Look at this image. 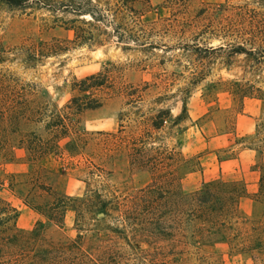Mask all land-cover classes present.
Returning a JSON list of instances; mask_svg holds the SVG:
<instances>
[{
  "label": "rangeland",
  "instance_id": "rangeland-1",
  "mask_svg": "<svg viewBox=\"0 0 264 264\" xmlns=\"http://www.w3.org/2000/svg\"><path fill=\"white\" fill-rule=\"evenodd\" d=\"M135 7L139 14L101 28L100 44L78 46L71 14L0 4V70L19 79L26 99L45 116L75 97L101 103L71 121L73 154L46 157L45 171L33 174L23 150L16 160L0 156V199L29 233L44 220V205L70 197L74 209L45 238L68 242L80 233L81 251L103 264H264V194L254 193L264 171V0H136ZM55 44L66 50L51 54ZM96 74L105 87L81 94L77 83ZM43 125L30 127L45 136ZM218 177L248 181L250 194L231 224L210 234L184 213L191 205L179 194ZM155 179L160 237L133 218L134 210L145 213L144 191ZM101 203L106 215L96 219Z\"/></svg>",
  "mask_w": 264,
  "mask_h": 264
},
{
  "label": "trees",
  "instance_id": "trees-1",
  "mask_svg": "<svg viewBox=\"0 0 264 264\" xmlns=\"http://www.w3.org/2000/svg\"><path fill=\"white\" fill-rule=\"evenodd\" d=\"M135 3L136 0H0V4L8 7L25 9L42 6L53 14L57 12L71 14L75 19L68 21L70 24L68 28L73 31V43L78 46L88 43L100 44L104 41L101 36H105L106 33L101 28L112 26L127 15L139 14ZM118 27L122 25L115 28ZM64 50L65 47L55 44L50 47L49 52L56 54ZM4 61L0 55V64ZM18 82L19 79L14 81L7 79L6 72L0 70V156L5 161L16 160L15 150H23L25 161L34 166L32 171L34 174L37 171H45L40 163L46 157L59 151L73 154L77 140H69L72 136L71 121L86 110L99 108L101 103L91 104L85 101L88 97H75L62 111L55 108L45 116L42 108L38 106L39 102L23 96L25 90L17 85ZM105 84V76L96 74L80 80L77 89L81 94H86L104 88ZM41 123H44L42 131L45 136L30 127ZM22 125L29 126L23 128ZM2 188L4 184L0 183V190ZM157 192L158 181L155 179L144 191L147 204L145 213L137 214L134 210L133 218L138 222L137 227L141 232L148 231L150 235L160 237L164 229L158 216L160 212L155 205ZM263 194L264 171H261L259 190L255 197L259 198ZM248 196L249 193L242 183L213 180L203 184L190 195L179 194V199L184 201L185 205H191V209H184L185 214L202 222L207 233L216 234L222 227L226 229V226L231 224L230 220L233 211H236L237 202ZM69 200L70 197L64 195L44 205L39 210L45 221H37L29 233H23L16 226L19 217L17 209L0 199V264H97V261L103 264L101 259L96 261V258L81 251L83 243L80 233L74 240L68 242L45 238V230L51 224L63 227L67 212L74 209L68 206ZM97 211L96 219L98 213L106 215L105 203H101ZM78 216L83 217V211H78ZM142 226L145 227L143 231ZM115 260L116 257L113 256L111 261Z\"/></svg>",
  "mask_w": 264,
  "mask_h": 264
},
{
  "label": "crops",
  "instance_id": "crops-1",
  "mask_svg": "<svg viewBox=\"0 0 264 264\" xmlns=\"http://www.w3.org/2000/svg\"><path fill=\"white\" fill-rule=\"evenodd\" d=\"M253 171V170H252ZM253 173H255V172H253ZM217 179H220V177H218V178H213V179H210V180H208V181H206V182H209V181H213V180H217ZM238 180V179H237ZM243 180V179H242ZM259 180H260V174H259V176H258V178L256 179V182H257V184L255 185V192L254 193H257L258 192V190H259ZM239 181V180H238ZM242 182H244V184H245V187H246V189H247V192L250 194V190H249V183H248V181H242Z\"/></svg>",
  "mask_w": 264,
  "mask_h": 264
}]
</instances>
